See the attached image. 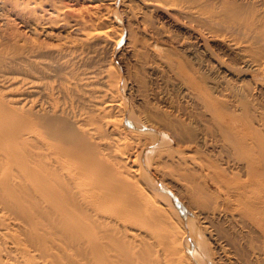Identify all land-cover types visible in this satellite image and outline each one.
<instances>
[{"label": "bare ground", "instance_id": "1", "mask_svg": "<svg viewBox=\"0 0 264 264\" xmlns=\"http://www.w3.org/2000/svg\"><path fill=\"white\" fill-rule=\"evenodd\" d=\"M0 264H264V0H0Z\"/></svg>", "mask_w": 264, "mask_h": 264}, {"label": "rangeland", "instance_id": "2", "mask_svg": "<svg viewBox=\"0 0 264 264\" xmlns=\"http://www.w3.org/2000/svg\"><path fill=\"white\" fill-rule=\"evenodd\" d=\"M158 84H160V85H157V86H159L158 87V89H160V88H165V89H160V90H164V91H170V88L169 87H167L165 84H161V83H158ZM164 85V86H163ZM163 86V87H162ZM169 88V89H168ZM168 89V90H167ZM154 103H158L159 104V102H155V101H153ZM147 131V130H146ZM153 154V152H152V148H151V150H150V152H149V155L151 156Z\"/></svg>", "mask_w": 264, "mask_h": 264}]
</instances>
